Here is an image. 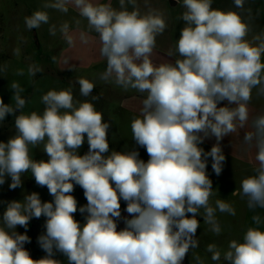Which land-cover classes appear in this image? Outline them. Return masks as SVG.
I'll use <instances>...</instances> for the list:
<instances>
[{
    "label": "clouds",
    "instance_id": "1",
    "mask_svg": "<svg viewBox=\"0 0 264 264\" xmlns=\"http://www.w3.org/2000/svg\"><path fill=\"white\" fill-rule=\"evenodd\" d=\"M70 2L98 34L106 60L100 80L143 95L131 132L149 158L141 159L136 150H110L111 125L91 101H77L71 87L47 91L41 97L43 112L26 113L25 89L13 81L14 103L0 98V122L12 115L15 128V135L0 141V185L10 178V190L21 188L22 175L30 172L53 199L42 201L31 192L7 202L0 215V264H62L56 253L67 264H184L189 251L199 246L201 210L216 235L221 233L217 211L236 215L222 199L210 203L207 161L210 157L219 176L225 161L220 141L248 124L253 90L264 97V33L248 39L245 0H233L240 11L214 8L212 0H182L184 26L175 53L168 52L178 58L154 64L156 38L167 28L161 12L142 14L135 0H119V9L92 0H52L43 8L67 13ZM49 19L46 11L36 10L24 23L32 30ZM57 31L73 44L67 22L59 29L49 27L52 36ZM39 71L34 64L28 67L30 76ZM76 83L82 97L92 95V80L80 77ZM209 137L217 143L205 152L200 145ZM243 142L255 147L256 166L242 178L239 194L250 210L264 209V113L251 120ZM85 143L88 150L81 155ZM41 144L48 158L33 159L31 149ZM76 186L83 190L84 206L78 207L72 195ZM121 201L127 217H122ZM78 211L86 214L83 223L75 218ZM41 217L45 232L38 243L46 254L33 259L25 248L31 243L27 229L33 218ZM121 220L124 227L118 228ZM252 220L257 227L247 228L242 241H229L223 253L215 244L207 245L213 262L223 258L225 264H264V229L259 227L264 218L257 214ZM195 260L204 264L198 255Z\"/></svg>",
    "mask_w": 264,
    "mask_h": 264
},
{
    "label": "rangeland",
    "instance_id": "2",
    "mask_svg": "<svg viewBox=\"0 0 264 264\" xmlns=\"http://www.w3.org/2000/svg\"><path fill=\"white\" fill-rule=\"evenodd\" d=\"M157 1L159 0H152V4H157ZM220 1L213 0L214 8L218 7L217 4L221 3ZM50 2L52 0H0V98H3L5 103H14L11 101L13 92L10 90V85L13 81L18 82L25 89L22 96L26 97L28 101L24 112L36 111L42 113L45 107L41 102L43 94L52 89L59 90L71 87L77 101L85 99L91 101L96 109L102 112L104 121L111 125L108 134L110 150H136L139 152L140 158L147 161L149 157L146 150L135 143L131 132V121L134 117L140 115L143 95L135 90L129 89L126 91L114 83H105L100 80V74L106 68V63L98 62V57H101L100 48L96 49L95 58H89V60L82 58L81 62L86 61L84 64L61 65L60 55L67 49L68 43L59 31L55 36H52L49 33V27L54 24L59 29L61 24L67 22L70 35L71 30L80 20V16L78 12L71 9H68L67 13L52 8L44 9L43 5ZM165 5L168 6V0H161V11L165 10ZM67 6H69V3ZM36 10L46 11L50 17L49 23L42 24L38 29L28 30L25 27L24 18L30 16ZM180 12H168L165 19L168 29L169 27L172 28L167 31V34L173 35L174 26L177 25V19L181 16ZM87 30L90 32L88 28ZM87 38L89 39L88 36ZM85 45L91 47L89 42ZM17 50H19V54H17ZM74 54H80L78 48H74ZM33 64L38 66L40 71L35 76H30L28 67ZM63 66L64 70H61L60 68ZM19 70H23V75L18 74ZM80 77L88 78L95 83L92 95L87 98L80 95L79 85L76 83ZM93 96L96 97L95 100L92 99ZM13 135H15L14 117L9 115L4 121L0 122V141L6 142ZM201 147L205 152L210 151L205 146ZM87 150L88 145L85 143L79 151L82 155ZM31 154L33 159L37 160L48 158L43 153V144L32 148ZM211 164L212 160L209 157L207 174L212 180L213 186V196L210 203L214 205L217 199H222L235 208L236 215L231 216L217 211L216 216L221 226V233L216 235L209 230L210 226L204 222L203 210H201V215L197 216L200 226L196 233L199 246L189 251L184 264H197L195 260L197 255L204 264H225L223 258L220 262L211 260V254L206 251L207 245L215 244L223 253L227 249L229 241L233 239L242 241L246 229L252 227L253 212L247 207L246 199L240 196L239 190L233 193L236 188L240 189L242 178L249 175L248 170L239 167L244 171V175L241 173L234 174L233 164L225 159L222 173L217 176ZM21 179L23 181L22 187L15 190L9 189L10 178L6 180L4 185H0V215H2L7 202L22 200L24 195L31 192L39 193L42 201L53 199L47 188L40 187L35 183L30 172L24 173ZM237 182H239L238 185ZM72 195L77 199L78 207L87 203L83 190L79 186L75 187ZM125 207L126 204L121 201L122 217L128 216L124 211ZM85 215L78 211L75 218L83 223ZM44 224L45 218L41 217L39 219L33 218L28 225L27 235L30 237L31 243L26 244L25 248L30 252L33 259H40L46 254L38 243V237L45 232ZM123 227V220H121L118 228ZM17 231L24 233L25 229L18 227ZM54 258L59 259L62 264H67L66 257L60 253H56Z\"/></svg>",
    "mask_w": 264,
    "mask_h": 264
},
{
    "label": "crops",
    "instance_id": "3",
    "mask_svg": "<svg viewBox=\"0 0 264 264\" xmlns=\"http://www.w3.org/2000/svg\"><path fill=\"white\" fill-rule=\"evenodd\" d=\"M167 1V0H164ZM173 1L174 4L169 5V2ZM94 4H110L113 8L119 9L120 4L119 0H92ZM221 3L217 4V9L222 10H235L240 11L239 9H236L233 4V0H221ZM136 7L140 10V12L146 13L151 9H155L158 11H161V0L157 1V4H152V0H135ZM212 6L213 0H212ZM68 9L72 11L78 12V10L75 8V6L70 2L69 6H67ZM216 7V5H215ZM129 10H131L132 5H128ZM167 8V9H166ZM250 10V11H249ZM145 11V12H144ZM182 12L184 11L182 7V0H168V6L165 5V10L161 11L164 18L167 17L168 12ZM79 15V14H78ZM243 16L245 20L249 23L251 32L249 33L248 39H251L252 36L260 33H264V0H245L244 5V11ZM80 18V23L75 24V27L73 30H71L70 35L73 37V44L70 46L68 44L67 49L62 52V55H60V62L61 65H67V64H84L86 61L81 62L82 58H95L96 54L95 51L100 45L98 34L94 31H88L87 30V21L84 20L82 17ZM166 20V19H165ZM84 22V23H83ZM167 22V21H166ZM83 23V24H81ZM184 26V22L179 18L177 19V25H175L173 28V35L167 34V31L170 30L172 27H169L168 25L165 31L158 35L156 38V47L153 50L151 59L154 64H160V63H174L175 59L178 58V54H174L173 56H169L168 52L169 50H172L175 53V46L176 42L179 38L180 29ZM81 33L84 34V37H86L84 40H81ZM89 37V39L87 38ZM86 41V42H85ZM91 43V47L87 46L86 43ZM86 48H85V47ZM74 48H78L79 53L75 55L74 54ZM98 62L106 63V60L101 56L98 57ZM61 70H64V66L60 68ZM136 98H138L136 96ZM139 99V98H138ZM226 103V102H224ZM249 122L247 125H245L244 128H238L235 133H232L226 137L223 138L222 141H220V147L221 150L225 156V159L231 161L234 167V174H243L244 171L239 169V167H242V169H247L248 174H252L254 167L256 166L255 161V154L256 149L254 146L250 147L248 145H245L243 142V136L246 132L251 131V120L259 114L264 113V97H258L256 95L255 90H253V98L250 101L249 105ZM217 143L215 137H209L204 139V142L200 145L205 146L208 149H211L213 145ZM239 182H237L238 185ZM238 187V186H236ZM239 189L236 188L233 193H236ZM253 212V216L259 214L262 218H264V209H256ZM252 216V217H253ZM252 221V227H257ZM262 229H264V224L260 225Z\"/></svg>",
    "mask_w": 264,
    "mask_h": 264
},
{
    "label": "water",
    "instance_id": "4",
    "mask_svg": "<svg viewBox=\"0 0 264 264\" xmlns=\"http://www.w3.org/2000/svg\"><path fill=\"white\" fill-rule=\"evenodd\" d=\"M172 4H174V2H173V1H170V2H169V5H172Z\"/></svg>",
    "mask_w": 264,
    "mask_h": 264
}]
</instances>
